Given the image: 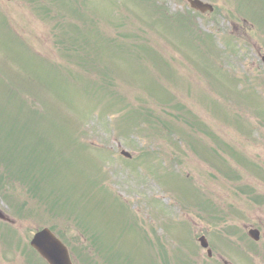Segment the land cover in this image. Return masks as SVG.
I'll use <instances>...</instances> for the list:
<instances>
[{
  "label": "rangeland",
  "instance_id": "1",
  "mask_svg": "<svg viewBox=\"0 0 264 264\" xmlns=\"http://www.w3.org/2000/svg\"><path fill=\"white\" fill-rule=\"evenodd\" d=\"M206 1L211 14L185 0H0V208L15 219L0 222V264H44L29 248L44 226L74 264L155 260L116 230L132 215L149 233L146 214L159 234L195 212L185 228L220 251L207 227L223 225L227 179L264 197V0ZM205 255L192 240L165 262Z\"/></svg>",
  "mask_w": 264,
  "mask_h": 264
},
{
  "label": "water",
  "instance_id": "2",
  "mask_svg": "<svg viewBox=\"0 0 264 264\" xmlns=\"http://www.w3.org/2000/svg\"><path fill=\"white\" fill-rule=\"evenodd\" d=\"M192 8L202 12L212 10L208 4L199 0H188ZM123 154L127 155L125 152ZM0 218L5 216L0 212ZM31 244L40 252L49 264H71L66 247L48 230L43 229L34 235Z\"/></svg>",
  "mask_w": 264,
  "mask_h": 264
},
{
  "label": "flooded vegetation",
  "instance_id": "3",
  "mask_svg": "<svg viewBox=\"0 0 264 264\" xmlns=\"http://www.w3.org/2000/svg\"><path fill=\"white\" fill-rule=\"evenodd\" d=\"M257 218V217H256ZM257 220H259V218H257ZM260 221V220H259ZM244 227H246L248 230H247V233L249 234V230H251V229H254V230H258L259 231V229H257V228H255L254 226H246V225H244ZM263 228H264V225H263ZM257 236H258V238L255 240V239H253V238H251V237H249V239L253 242V243H258L259 242V240H260V231H259V233L257 234ZM263 236H264V232H263ZM255 238V237H254ZM258 248H261V245H259V247ZM254 255H258V253H254Z\"/></svg>",
  "mask_w": 264,
  "mask_h": 264
}]
</instances>
